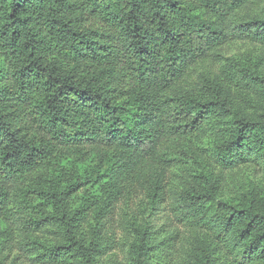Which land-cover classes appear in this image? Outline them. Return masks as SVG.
I'll list each match as a JSON object with an SVG mask.
<instances>
[{
	"label": "trees",
	"instance_id": "obj_1",
	"mask_svg": "<svg viewBox=\"0 0 264 264\" xmlns=\"http://www.w3.org/2000/svg\"><path fill=\"white\" fill-rule=\"evenodd\" d=\"M0 264H264V0H0Z\"/></svg>",
	"mask_w": 264,
	"mask_h": 264
},
{
	"label": "rangeland",
	"instance_id": "obj_2",
	"mask_svg": "<svg viewBox=\"0 0 264 264\" xmlns=\"http://www.w3.org/2000/svg\"><path fill=\"white\" fill-rule=\"evenodd\" d=\"M244 47H246L245 45H236V46H233L231 49H232V53H235L236 51L238 50H242L244 49Z\"/></svg>",
	"mask_w": 264,
	"mask_h": 264
}]
</instances>
